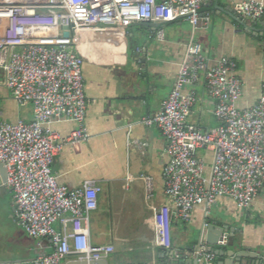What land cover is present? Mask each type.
I'll use <instances>...</instances> for the list:
<instances>
[{
    "label": "built area",
    "instance_id": "built-area-1",
    "mask_svg": "<svg viewBox=\"0 0 264 264\" xmlns=\"http://www.w3.org/2000/svg\"><path fill=\"white\" fill-rule=\"evenodd\" d=\"M204 0H0V86L20 105L30 103L31 120L8 121L0 110V162L11 189L14 216L33 238L47 237L49 252L12 264H65L72 254L99 260L115 251L111 243L94 244L89 212L98 206L101 185L86 179L78 187L61 183L52 172L65 143L86 140V94L83 56L76 49L89 31L136 22L189 21L193 30L206 28L211 14H201ZM233 11L245 18L264 15V2L241 0ZM92 29V30H89ZM64 31L69 36H64ZM164 38V29H158ZM193 39V38H192ZM192 39L187 43L177 77L159 112L144 118L166 139L169 158L163 167L169 203H154L155 183L141 173L145 200L153 210L154 244L173 252V221L189 223L198 205L210 207L220 197L249 208L264 185V93L240 108L242 82L237 62L221 56L214 63ZM214 101L219 124L203 129L188 116L197 101L193 86L200 77ZM69 119L77 127L64 139L52 122ZM204 150V156L199 151ZM210 159L209 169H206ZM128 182L132 180L128 177ZM59 224L60 229L55 225ZM197 264H216V253L202 242L194 249ZM74 257V256H73ZM72 257V258H73ZM74 257V258H75Z\"/></svg>",
    "mask_w": 264,
    "mask_h": 264
},
{
    "label": "crops",
    "instance_id": "crops-1",
    "mask_svg": "<svg viewBox=\"0 0 264 264\" xmlns=\"http://www.w3.org/2000/svg\"><path fill=\"white\" fill-rule=\"evenodd\" d=\"M237 1L241 0H204L200 12L211 14L206 28L193 30L189 21L183 19L160 23L158 27L136 22L127 27L109 26L103 32L89 31L77 43L76 49L84 59V126L88 138L65 143L54 158L52 172L70 188L80 186L86 179L101 185L98 206L89 212L88 225L94 244L114 245L109 264H188L190 251L191 259L195 258L193 251L199 245L205 221L234 227L239 238L237 250L254 255L243 261L264 264V185L245 210L228 197H220L212 204L207 216L203 205L196 206L191 222L173 224V252L163 256L161 247L154 244L153 210L145 200L144 183L139 178L141 173L151 174L155 183L154 203H169L163 178V167L169 158L166 139L158 127L146 125L144 118L160 111L192 38L210 63L221 56L237 62L236 73L242 82L238 107L254 105L264 93V35L244 27L229 14ZM259 20H264V15ZM257 27L264 29V24L259 22ZM159 28L164 29L163 39L158 37ZM189 88L196 90L198 98L188 121L203 129L216 127L219 121L204 77L185 89ZM1 97L3 119H32L31 104L17 103L3 85ZM51 127L64 139L77 123L61 119L52 122ZM206 153L199 151L202 156ZM206 165L209 169L210 159ZM128 177L132 178L129 184ZM6 188L8 191L0 190V196L10 195L8 209L12 220L8 228L12 246L0 244V258L29 261L49 252L50 239L29 236L15 218L12 192ZM18 248L21 251L17 254ZM220 260L217 256L216 264Z\"/></svg>",
    "mask_w": 264,
    "mask_h": 264
},
{
    "label": "water",
    "instance_id": "water-1",
    "mask_svg": "<svg viewBox=\"0 0 264 264\" xmlns=\"http://www.w3.org/2000/svg\"><path fill=\"white\" fill-rule=\"evenodd\" d=\"M236 21L240 22L244 27H247L250 30H256L257 32H262L264 35V29H260L257 27V24L261 22L264 24V20H259L260 17H253V18H245L243 16H239L234 13V11H230L229 13ZM147 25L158 27L160 23L155 22H144ZM119 26V25H118ZM0 190L3 189L8 191L6 188V180H7V173L3 163L0 162ZM14 211V207L12 208ZM230 229L232 233H230ZM236 233V229L234 227L228 228V225L219 223L218 221H211V222H204L203 228L199 233L198 237V244L200 245L203 241L207 243L206 248L208 250L214 251L218 257H221L222 260L218 262V264H250L251 261H247L246 263L243 261L246 257H252L251 253L238 251L237 247L235 246L236 242L230 243V237H234ZM223 246V247H222ZM162 255L165 256L167 251L164 248H161ZM14 250V249H13ZM17 254L19 250L16 249ZM11 252V250H10ZM190 257L192 258V252L189 253ZM75 256V254H72ZM190 263L188 264H197L196 258L191 259ZM15 262H22L21 258L16 260L12 258H0V264H12ZM65 264H109L108 259L103 258L99 260H86V259H79L77 257H73L66 261Z\"/></svg>",
    "mask_w": 264,
    "mask_h": 264
},
{
    "label": "rangeland",
    "instance_id": "rangeland-1",
    "mask_svg": "<svg viewBox=\"0 0 264 264\" xmlns=\"http://www.w3.org/2000/svg\"><path fill=\"white\" fill-rule=\"evenodd\" d=\"M64 36L68 37L69 32L64 31ZM2 105H3V100L1 97L0 98V108L2 107ZM9 203H10V195L9 194L7 196H4V197L0 196V244L2 246H7V247L12 246V243H11L12 241L10 239V232H9V228H8V223H9L10 219L12 220V218L9 219V217L11 215V213L9 212V209H8ZM55 226L57 227V229H59L57 225H55ZM111 259H112V254L108 257L109 263H110Z\"/></svg>",
    "mask_w": 264,
    "mask_h": 264
},
{
    "label": "trees",
    "instance_id": "trees-1",
    "mask_svg": "<svg viewBox=\"0 0 264 264\" xmlns=\"http://www.w3.org/2000/svg\"><path fill=\"white\" fill-rule=\"evenodd\" d=\"M178 221H173V223H172V227H173V224L174 223H177ZM239 238H238V236L237 235H234V237L232 236V237H230V243H232V242H236L237 240H238ZM223 247V246H222ZM176 254V253H175ZM171 256V255H170ZM172 256H173V254H172Z\"/></svg>",
    "mask_w": 264,
    "mask_h": 264
},
{
    "label": "bare ground",
    "instance_id": "bare-ground-1",
    "mask_svg": "<svg viewBox=\"0 0 264 264\" xmlns=\"http://www.w3.org/2000/svg\"><path fill=\"white\" fill-rule=\"evenodd\" d=\"M155 23H158V22H155ZM216 256H217V254H216Z\"/></svg>",
    "mask_w": 264,
    "mask_h": 264
}]
</instances>
